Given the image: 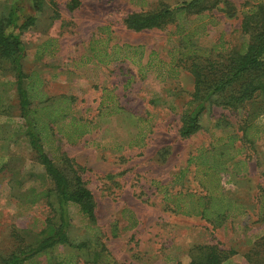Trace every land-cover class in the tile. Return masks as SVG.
Segmentation results:
<instances>
[{"label": "rangeland", "instance_id": "374dc122", "mask_svg": "<svg viewBox=\"0 0 264 264\" xmlns=\"http://www.w3.org/2000/svg\"><path fill=\"white\" fill-rule=\"evenodd\" d=\"M13 1L0 0V8ZM230 1L237 15L215 10L209 33L193 39L190 47L224 60L244 42L240 26L247 0ZM70 2L56 0L55 9L47 1L21 39L32 107L55 101L56 107L67 105L82 126L70 124L66 134L55 126L45 142L58 166L63 167L62 156H67L84 169L81 175L97 202L100 237L72 210L71 242L86 241L92 248L76 254L72 264H94L93 251L101 250V244L108 250L98 261L105 264H188L193 247L217 242L238 252L224 264H250L245 254L264 234V110L253 120V142H234L239 152L223 144L241 135L242 119L217 105H208L202 114L201 131L182 139L180 117L194 84L188 70L174 65L187 43L172 25L136 32L123 22L131 12L155 8L159 0H80L74 10ZM114 45L122 49L120 60L110 53ZM125 45L143 47L141 55L126 48L131 58H125ZM0 97V256H8L17 244L13 234L18 231L33 241L46 226L53 212L42 191L52 183L24 134L15 80L7 66L0 67ZM70 134L76 137L72 142ZM208 150L226 162L217 177L202 175L206 164L201 160L181 176L191 156ZM224 194L235 202L217 227L177 210L182 203L188 208L197 196L220 199ZM70 250L69 245L57 247L29 264H56Z\"/></svg>", "mask_w": 264, "mask_h": 264}, {"label": "trees", "instance_id": "16d2710c", "mask_svg": "<svg viewBox=\"0 0 264 264\" xmlns=\"http://www.w3.org/2000/svg\"><path fill=\"white\" fill-rule=\"evenodd\" d=\"M47 1L56 9V0H14L7 7L0 8V67L3 69V66H7L14 77L24 134L38 162L44 168V176L52 183V187L42 191V196L47 198L49 208L53 212L52 216L46 219V226L34 236L33 241L27 240L18 231L13 234L12 237L17 244L8 256H0V264H29L35 257L51 253L57 247L64 245H69L71 250L69 254H64L66 260L64 257L58 258L56 264L61 262L72 264L79 252L92 250L89 242L74 244L70 240V228L74 221L73 208H76L85 219L86 228L93 233V236L100 237L97 202L81 175L80 171L84 169L67 156H62L63 167H60L45 150L49 129L53 131L54 127L58 126L59 132L66 134L70 133L66 131L70 124L75 129L82 126L72 117L67 105L56 107L55 101L42 108H33L32 95H30L33 87L28 82L29 76L23 70L25 47L21 35L35 25L38 13ZM70 1V10L80 5V0ZM246 6L248 7L242 10L240 26L245 40L229 50L224 60L218 58L219 56L214 58L208 52L194 49L189 45L193 39L209 33L208 26L215 24V10L230 17L237 15L238 11L230 0H181L177 3L159 0L155 8L131 12L123 20L126 28L136 32L162 30L171 25L175 26L176 35L181 36L182 41L187 43L185 45L187 51L174 65L175 69L183 67L188 70L194 84L188 108L180 117L179 136L182 139H188L201 131L202 114L208 105H217L230 109L242 119L239 129L241 135L228 137V143L223 145H229L232 150L239 152L240 148L234 149V142L240 141L242 144L253 142L250 132L254 125L253 120L264 110V0H247ZM126 48L140 55L143 50V47L135 48L129 45H125L124 49ZM121 50L120 46L114 45L110 53L114 59L120 60ZM124 57L131 58L128 50ZM139 61L132 59L133 63ZM59 117L66 118V121L60 123ZM68 137L71 142L76 139L75 134H70ZM199 160L206 164V171L202 175L210 179L217 177L226 164L219 162L217 154L208 150L206 154L202 152L200 155L191 156L187 169L180 172L181 176ZM3 167H0V172ZM194 195L192 193L181 196L180 201H185L186 196ZM197 197L195 200L192 199L188 208L183 207L184 203L178 204L177 210L187 215H199L214 227L229 217V209L233 210L232 203L235 202L225 194L219 197L220 199L212 195ZM212 201L219 202L210 204L213 203ZM221 218L223 220L220 222ZM107 250L105 244H101V250L93 251L94 264H105L104 261L98 260L102 259L101 254ZM237 253L235 249L225 248L218 242L197 245L192 248L191 260L188 264H223ZM245 257L250 264H264V234L254 242Z\"/></svg>", "mask_w": 264, "mask_h": 264}, {"label": "crops", "instance_id": "0c3cea01", "mask_svg": "<svg viewBox=\"0 0 264 264\" xmlns=\"http://www.w3.org/2000/svg\"><path fill=\"white\" fill-rule=\"evenodd\" d=\"M224 263H225V262H224ZM224 263H223V264H224Z\"/></svg>", "mask_w": 264, "mask_h": 264}]
</instances>
